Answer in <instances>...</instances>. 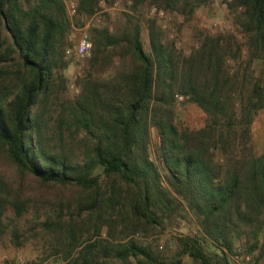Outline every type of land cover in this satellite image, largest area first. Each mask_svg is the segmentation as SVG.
<instances>
[{
    "label": "trees",
    "instance_id": "trees-1",
    "mask_svg": "<svg viewBox=\"0 0 264 264\" xmlns=\"http://www.w3.org/2000/svg\"><path fill=\"white\" fill-rule=\"evenodd\" d=\"M22 1L0 0V152L18 173L16 185L0 173V241L6 210L14 219L29 210L34 196L20 182L29 174L60 192L34 214L67 264H180L184 254L198 264H226L224 252L211 257L202 249L200 237L232 250V234L245 226L259 230L264 245V149L254 151L250 133L264 111V84L259 79L241 95L247 73L227 63L243 47L248 65L264 59V0H223L235 11L243 46L232 34H206L188 54L148 12L192 13L201 0H75L86 14L101 1L126 10L103 12L89 29V68L73 98L61 97L64 80L55 74L70 32L63 1ZM178 95L205 113L202 127L180 129ZM50 96L58 103L57 146L44 135ZM65 131L79 155L64 149ZM152 134L161 166L149 157ZM182 204L200 234L177 237V257L160 260L136 235ZM11 233L18 244V228Z\"/></svg>",
    "mask_w": 264,
    "mask_h": 264
},
{
    "label": "rangeland",
    "instance_id": "rangeland-1",
    "mask_svg": "<svg viewBox=\"0 0 264 264\" xmlns=\"http://www.w3.org/2000/svg\"><path fill=\"white\" fill-rule=\"evenodd\" d=\"M62 1L64 3L65 15L70 25V32L68 33L67 47L63 56L64 66L58 68L55 74L60 75L64 80L65 90L61 91V97L73 98L79 91L77 83L79 78L85 75L89 68L88 59L90 57H80L76 54L75 47L78 40L83 35H86L90 40L89 29L101 23L103 12L115 15L122 10H126V6L119 2L108 4L101 1L99 9L91 14H86L84 12H78L75 0ZM22 2L24 6L27 5L26 0ZM71 2L74 4L73 12L70 7ZM148 13L157 17L165 34L174 40L176 47L182 54H188L206 34H222L224 36L232 34L236 40L234 42H239L242 46L245 42L243 34L238 31L237 24L235 23V11L229 10L223 0H201L200 6L195 8L192 13L157 10L155 7L151 8ZM141 37L146 50H148V39L145 27H143ZM227 63L230 70L239 72L245 70L247 73L244 86L242 85L245 89L242 90L241 95L246 94V88L259 79L264 84V59L253 60L248 65L245 47H243L239 59H233L230 55ZM57 81L59 80L57 79ZM59 84L61 83L59 82ZM240 87H236L234 95L232 93L237 102L241 98V95H239ZM57 104L56 98L50 96L47 104V114L45 116L48 119V126L45 128L44 135L52 146H57L62 143L58 138V127L55 122L57 114L55 110L58 108ZM176 104L175 111L178 115L180 129L184 127L198 129L205 124L207 119L205 113L196 104L186 101L183 95L177 96ZM250 133L254 151L256 153L261 152L264 149L263 110H258L254 115L250 124ZM63 137L66 139L64 149L73 152L75 155H79L81 150L70 140L68 131H65ZM157 139L152 134L149 157L161 166V160L155 150ZM160 169L162 171L161 167ZM0 173L10 185H16L18 173L3 152H0ZM20 182L25 185L27 188L26 191L34 197L30 202L29 210L20 218H12L13 212L11 209L8 208L6 210V232L0 241V264H67L68 258L65 259L62 257L61 253H53L50 245L51 238L46 230L42 228L40 222L42 215L38 218L34 214L36 206H44L41 209L42 212H44V208L50 206V201L55 200L60 194L57 191L58 188L43 185L29 174L22 175ZM161 183L164 189L168 187L165 180H162ZM159 214H165L160 224H152L147 230L139 232L136 237L144 244H148L151 250L159 256L160 260L171 261L177 257L180 249L177 243V237L199 235L200 227L196 218L183 204L181 206L173 205L166 213L162 214L159 212ZM83 218H85L84 215L80 219L83 220ZM13 226H16L19 230L20 242L18 244L12 241L11 230ZM93 231L94 228L92 227L91 232ZM104 231L105 229L102 231V235ZM88 236L89 234L86 233L83 240H86ZM200 240L202 249L211 257H214V254H222L224 252L226 264H264L262 234L253 227L245 226L244 229L232 234V250H222L221 248L225 247L216 245L206 238L202 239L200 237ZM235 254L247 255L250 259L248 262H237L234 260ZM180 258V264H198L186 254L181 255Z\"/></svg>",
    "mask_w": 264,
    "mask_h": 264
},
{
    "label": "built area",
    "instance_id": "built-area-1",
    "mask_svg": "<svg viewBox=\"0 0 264 264\" xmlns=\"http://www.w3.org/2000/svg\"><path fill=\"white\" fill-rule=\"evenodd\" d=\"M70 7L72 9V12L74 11V4L71 2ZM91 49H92V44L88 37L86 35H83L80 37L78 40L76 47H75V52L78 56L80 57H87L90 56L91 54ZM249 256L247 255H242V254H235L234 255V260L237 262H248L249 261Z\"/></svg>",
    "mask_w": 264,
    "mask_h": 264
}]
</instances>
